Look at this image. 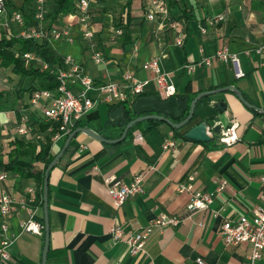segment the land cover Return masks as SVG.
I'll return each mask as SVG.
<instances>
[{"label":"crops","instance_id":"obj_1","mask_svg":"<svg viewBox=\"0 0 264 264\" xmlns=\"http://www.w3.org/2000/svg\"><path fill=\"white\" fill-rule=\"evenodd\" d=\"M5 1L0 38L6 33L2 27L6 20L15 13L26 14L29 19L35 3ZM54 1L50 0L49 7ZM173 2L168 16L157 14L151 21L147 18L149 0H93L102 63L93 60L75 22L71 24L74 42L54 41L52 45L62 55L71 56L96 83L121 81L129 74L137 81L150 80L145 95L164 98L152 73L144 69L146 63L157 59L162 71L168 72L175 83L176 95L194 99L202 92L234 86L246 101L264 110V0ZM183 5L190 15L189 21L182 18ZM68 15H61L57 23H67ZM108 16L116 23H125L123 37H111L103 26L101 22H107ZM171 22H176L177 27L171 28ZM18 34L17 31L15 35ZM180 35L184 36L183 47L176 43ZM223 46L238 56L244 76L237 77L238 67L222 61L198 66L193 73H187V65L200 63ZM9 76L16 79L12 71ZM72 88L78 91L80 86L74 84ZM118 104L101 103L77 127L89 128L106 140L120 138V126L113 122L122 121L120 108H114ZM254 110L228 90L200 99L192 121L177 137L165 123L157 127L144 123L119 143H106L78 133L50 172L47 264H198L199 259L206 264H243L251 245L226 246L221 229L227 220L251 216L256 209L264 208V114ZM41 122L42 109L32 104L29 91L22 95L11 91L0 96V151L4 158L12 152L17 139H25L17 132L19 125L27 123L37 128ZM201 122L208 123L211 140L197 142L185 138ZM232 126L239 139L226 146L219 141L220 131ZM137 132L144 135L143 144L135 143ZM171 136L176 146L164 150V139ZM66 139L52 143L51 152L58 154ZM140 173L146 174L144 193L116 206L106 179L115 177L129 183ZM222 179L227 185L217 192ZM189 184L191 191H179L180 186ZM29 187L35 189L36 198L38 185L34 179L9 172V177L0 181V192L5 189L17 197L26 195ZM192 191L213 193V203L207 209L188 210ZM34 206L35 219L44 223L43 208L36 202ZM162 214L181 217L182 221L178 226L155 229L137 256L131 255L125 242L113 240L114 228L122 229L125 238ZM27 218L23 210L11 219L10 234L17 238L8 249L10 258L0 264H42L45 236L19 234L20 223ZM259 264H264V257Z\"/></svg>","mask_w":264,"mask_h":264},{"label":"built area","instance_id":"obj_2","mask_svg":"<svg viewBox=\"0 0 264 264\" xmlns=\"http://www.w3.org/2000/svg\"><path fill=\"white\" fill-rule=\"evenodd\" d=\"M93 0H79L75 11L67 16L70 20L65 24H53L48 30L46 19L49 0H35L32 16L27 18L22 13H15L11 19L6 20L2 25L3 29L12 32V24L21 35L27 39L41 41L50 35V41L74 42L72 23L78 25L79 35L86 44V48L91 51L92 58L96 63L104 62L103 52L98 47L95 31V13L92 9ZM150 11L147 14L149 20H154L157 14L167 15L168 8L162 0H149ZM6 1L0 0V16L6 11ZM223 18H219L222 20ZM110 32L111 37L120 38L125 35V23H116L112 16H108L107 22H101ZM171 28H176L177 23H169ZM205 33L206 31L203 30ZM176 43L181 46L184 43V36L180 35ZM264 49V47H263ZM262 50V49H261ZM260 50V51H261ZM21 57L28 63L32 62L35 66L44 70H49L47 63L32 53H25ZM214 61L231 63L238 67L237 77L244 76L239 65V58L236 54L229 52L227 46H223L212 56L206 57L198 64L187 65L185 67L188 74L195 71L198 66L211 65ZM65 69L55 68L49 70L54 74L59 82L56 89L45 88L35 89L31 96L33 105L40 106L42 109L43 123L46 129L39 127L33 128L31 125L22 124L17 127L18 134L25 139H35L37 142H44L45 137L50 135L51 142L56 143L65 139L74 131L82 118L92 109L103 104H113L120 102L134 103L137 98L145 95V89L150 80L137 81L129 74L124 76L121 81H104L96 83L87 75L82 67L75 63L71 56H65ZM144 69L152 73L153 80L158 86L164 98H169L177 94L175 83L168 72L162 71L157 59H153L144 65ZM80 86L78 91L72 85ZM235 126L222 128L219 141L231 146L236 143L239 136L234 132ZM136 144H143L144 135L137 132L134 136ZM176 146L173 137L164 139L163 149L168 150ZM9 177V172H0V181ZM145 173L136 175L133 180L126 183L115 177H108L106 183L111 200L116 206L123 205L126 200L138 194L144 193ZM193 179V178H191ZM264 186V176L261 177ZM227 185V181L222 179L217 188V192L222 191ZM192 190V185L179 187V191ZM35 189L29 187L26 195L17 197L8 190L0 192V261L10 258L9 247L17 238V235L10 234L11 219L20 211H26L28 218L20 223L19 234L30 233L34 235L43 234V223L35 219ZM214 201L213 193L202 191H192L188 210L195 211L207 209ZM182 219L178 216H168L165 214L155 218L148 226L143 229L129 232L127 237H123L120 228H114L112 237L115 242L123 241L130 249L132 256L140 254L146 245L149 235L157 228L167 226H178ZM221 236L226 246L236 247L239 245H251V251L243 264H259L264 257V208H258L251 216H243L238 220H227L221 229ZM198 264H206L202 259Z\"/></svg>","mask_w":264,"mask_h":264},{"label":"trees","instance_id":"obj_3","mask_svg":"<svg viewBox=\"0 0 264 264\" xmlns=\"http://www.w3.org/2000/svg\"><path fill=\"white\" fill-rule=\"evenodd\" d=\"M79 0H55L54 3L49 7L50 0L48 2V11L46 15L48 30L51 29L53 24L57 22L59 17L64 14L75 11ZM164 3L168 9L173 5V0H164ZM52 8V9H51ZM32 11L29 15L32 16ZM182 18L189 21L190 15L187 12L185 5L182 6ZM26 15V14H25ZM24 15V16H25ZM29 16V17H31ZM26 18L28 16H25ZM28 20V19H27ZM14 31L4 33L0 38V71L11 69V71L19 76L20 84L23 86L24 82H27L25 88H20L19 94H23V90H27L31 93L35 89H50L54 90L58 87L59 82L54 74L50 73L55 68L65 69V56L56 50L51 41L50 35H47L41 41L34 39H27L21 35H15L17 31L12 26ZM185 41V40H184ZM184 45V43H183ZM181 45V47H183ZM25 53H32L47 63L49 70L41 69L32 62H26L21 55ZM5 79L3 74L0 75V96L8 93L3 88ZM36 82V83H35ZM180 103L181 118L177 121H183L187 118L190 112V104L193 98L188 95H177ZM200 100L197 102V104ZM221 106L216 105V108L220 110ZM114 108H120L121 111V122L113 121L114 124L120 126L119 136L122 135L126 125L139 116L134 111V103L128 104V102H120ZM256 114H262L261 112L254 110ZM119 120V119H118ZM144 123L150 124L152 127H157L163 122L158 120H148L136 124L127 134L130 135L135 128L140 127ZM41 129H46V125L41 122L38 126ZM77 126L74 128V130ZM181 129H173L174 135L177 137ZM186 138V137H185ZM52 142L50 135L45 137L44 142H37L35 139H17L14 143V148L9 156L5 159L2 152L0 151V172H11L19 174L24 178H31L37 182L38 189L36 194V203L43 208V183L45 170L48 165L54 160L57 154L51 152ZM43 236H45V225L43 223Z\"/></svg>","mask_w":264,"mask_h":264},{"label":"water","instance_id":"obj_4","mask_svg":"<svg viewBox=\"0 0 264 264\" xmlns=\"http://www.w3.org/2000/svg\"><path fill=\"white\" fill-rule=\"evenodd\" d=\"M231 90L235 95L244 103V105L250 109H255L264 114V110L252 105L245 100L242 93L234 86H226L212 91L202 92L198 94L190 104V112L186 119L177 122L181 118L180 103L177 95L171 96L169 98H163L160 95H144L137 98L134 102V111L139 115L133 120H131L126 127L120 138L115 140H106L99 134L95 133L89 128L77 127L72 131L61 149V151L56 155L54 160L48 165L45 170L44 183H43V211H44V225H45V243L42 257V264H47L48 251L50 247V225H49V177L50 172L56 166L58 161L63 156L66 149L69 147L72 139L78 133H85L89 137L100 140L106 143H119L124 140L128 132L138 123L148 121V120H158L167 125L172 129H182L190 124L193 119L197 102L203 97L221 93L224 91ZM208 123L201 122L198 125L192 127L185 135V137L192 141L197 142H209L211 136L208 133Z\"/></svg>","mask_w":264,"mask_h":264},{"label":"rangeland","instance_id":"obj_5","mask_svg":"<svg viewBox=\"0 0 264 264\" xmlns=\"http://www.w3.org/2000/svg\"><path fill=\"white\" fill-rule=\"evenodd\" d=\"M12 31H14V30L12 29ZM56 45H58V44H56ZM10 72H11V69H7L5 71L3 70V72L0 71V75L3 74V79H5L3 88L6 91H8V93H10L11 91H13L15 94L20 92V88L21 87H24L23 89H27V88H25L27 82H24L23 83V86H22L20 84V80L17 78V75H15L16 76V79L11 78L9 76ZM24 92H28V91L27 90H23V93Z\"/></svg>","mask_w":264,"mask_h":264}]
</instances>
